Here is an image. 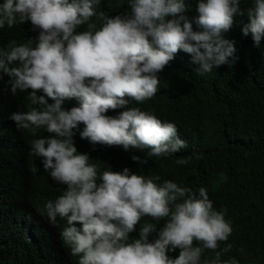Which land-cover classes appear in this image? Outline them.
<instances>
[{"label":"clouds","instance_id":"obj_1","mask_svg":"<svg viewBox=\"0 0 264 264\" xmlns=\"http://www.w3.org/2000/svg\"><path fill=\"white\" fill-rule=\"evenodd\" d=\"M100 2L0 3V29L25 26L32 32L23 40L9 41L6 49L0 47V71L10 78L11 92L32 90V103L25 100L10 117L15 130L35 138L26 151L33 166L22 178L25 202L35 206L42 221L78 258L77 264H201L206 249L215 255L203 264H239L235 257L221 259L232 251L227 241L233 228L225 219L226 210L214 208L206 188L197 193L171 180L161 183L159 175L130 173L127 167L122 172L101 171L89 163L87 154H77L72 137L92 150L101 144L125 151L147 149L148 157H167L186 148L176 124L129 103L143 104L155 96L157 74L181 50L191 55L201 74L234 63V42L222 34L231 29L235 15H243L241 0H199L194 11L200 31H193L184 15L185 0H127L130 14L114 17L94 11ZM252 2L242 33L251 34L259 46L264 0ZM93 17L99 27L90 22ZM82 25L86 30L78 32ZM38 91L44 97H37ZM110 109L114 116L104 115ZM189 159L176 163L186 165ZM45 182L67 188L50 198L38 190ZM143 216L167 222L154 241L148 237L155 226L147 223L139 239L129 242L128 233ZM175 249L179 255L170 258L167 253Z\"/></svg>","mask_w":264,"mask_h":264},{"label":"trees","instance_id":"obj_2","mask_svg":"<svg viewBox=\"0 0 264 264\" xmlns=\"http://www.w3.org/2000/svg\"><path fill=\"white\" fill-rule=\"evenodd\" d=\"M198 2L185 0L184 15L192 23L193 31L201 30L195 24ZM239 7L243 15H235L231 29L222 34L234 42V63L201 74L191 55L181 50L157 74L160 85L155 96L143 104L129 103V107L153 112L164 117L162 121L176 124L186 148L167 157H148L147 149L125 151L122 146L101 144L92 150L79 144L76 136L72 139L77 154H87L89 163L96 164L101 171L122 172L127 167L130 173L148 178L159 175L161 183L171 180L197 193L200 187L206 188L214 208L226 210L225 219L233 228L227 241L233 245L232 251L221 259L235 257L239 264H264V37L255 46L251 34L243 35L242 28L249 23L248 10L254 4L252 0H241ZM94 11L114 17L130 14L131 8L127 0H101ZM90 22L99 27L96 17ZM86 28L82 25L77 31ZM31 34L25 26H5L0 29V47L6 49L9 41L23 40ZM9 79L0 71V264H77L78 258L71 256L54 229L42 221L35 206L25 202L27 189L22 178L33 166L26 151L32 149L35 138L15 130L16 123L10 117L14 109L24 106L25 100L32 103V90L13 94ZM36 95L44 97L42 91ZM70 99L80 103L77 98ZM104 115L114 116V110ZM133 156L140 160L134 161ZM179 158L190 159L186 165H178ZM144 160L147 163L140 162ZM34 172L36 169L31 174ZM63 185L45 182L38 190L55 199L66 190ZM166 222L167 218L141 217L134 231L128 233L129 242L139 239L147 223L155 226L156 231L148 237L149 242L154 241ZM194 246H198L195 241ZM179 251L175 249L167 255L174 259ZM214 255L206 249L201 264Z\"/></svg>","mask_w":264,"mask_h":264},{"label":"bare ground","instance_id":"obj_3","mask_svg":"<svg viewBox=\"0 0 264 264\" xmlns=\"http://www.w3.org/2000/svg\"><path fill=\"white\" fill-rule=\"evenodd\" d=\"M8 28V27H7Z\"/></svg>","mask_w":264,"mask_h":264}]
</instances>
